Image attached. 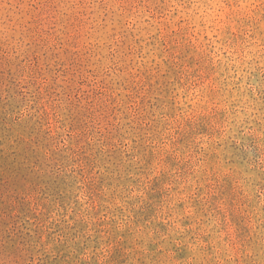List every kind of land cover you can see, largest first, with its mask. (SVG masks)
Masks as SVG:
<instances>
[{"label": "rangeland", "instance_id": "rangeland-1", "mask_svg": "<svg viewBox=\"0 0 264 264\" xmlns=\"http://www.w3.org/2000/svg\"><path fill=\"white\" fill-rule=\"evenodd\" d=\"M0 264H264V0H0Z\"/></svg>", "mask_w": 264, "mask_h": 264}]
</instances>
